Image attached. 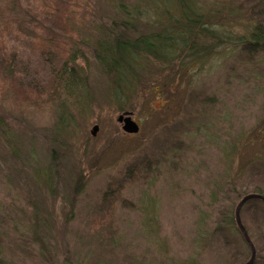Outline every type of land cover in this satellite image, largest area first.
<instances>
[{"label":"rangeland","instance_id":"rangeland-1","mask_svg":"<svg viewBox=\"0 0 264 264\" xmlns=\"http://www.w3.org/2000/svg\"><path fill=\"white\" fill-rule=\"evenodd\" d=\"M8 1L0 0V38L16 59L14 65L21 67L17 74L25 68L30 79L16 89L11 84L17 79L0 70V264L248 261L251 249L236 220L229 223L242 197L239 191L250 183L264 187V46L249 53L240 46L230 55L196 62L176 80L165 78L168 86L159 95L152 94L148 83L153 74L142 72L128 112L140 130L126 133L116 119L125 111L108 97V83L91 54L79 61L91 90L80 101L84 113L77 99L61 94L58 101L51 100L48 88L41 97L32 93L49 77L38 48L46 31L40 13L46 3L19 0L17 12L7 9ZM122 1L135 14L145 2ZM235 1L191 4L220 8L223 20H234L232 30H244L250 21L240 7L242 0ZM112 3L75 0L69 13L74 9V28L81 35L95 34L89 30L94 21L116 15ZM244 3L250 12L264 15V0ZM153 9L148 1L140 10L145 15ZM144 29L141 25L136 32L147 33ZM63 96L66 103L57 108ZM4 130L12 133L13 145ZM43 165L50 168L53 192L36 184L33 168ZM147 165L156 167L149 173ZM81 172L85 189L74 200ZM35 206L52 262L27 237L31 213L38 212ZM240 215L257 250L254 264H264V201H247Z\"/></svg>","mask_w":264,"mask_h":264},{"label":"trees","instance_id":"trees-1","mask_svg":"<svg viewBox=\"0 0 264 264\" xmlns=\"http://www.w3.org/2000/svg\"><path fill=\"white\" fill-rule=\"evenodd\" d=\"M112 1L114 2L112 4H115L116 15L111 13L106 16L107 19H102L99 22L94 21L91 24L93 30H89L94 31L95 34H88L89 37L81 35V30L74 28L72 21L74 9L72 15L69 13L75 0H45L47 5L45 4L40 13L46 23L42 30L46 31L39 41L38 48L42 53V59L49 67V77L39 81L40 86L32 93L35 95L38 93L41 97L43 93H47L45 90L48 88L51 100L57 98L58 101L61 94L67 98L77 99L79 112L84 113L86 109H83L80 101L83 100L84 95H89L83 94L84 91L88 89L87 91L90 93L91 90L87 83V73L79 61L87 60L88 55L91 54L99 72L108 83V97L120 105V111L131 112L133 101L137 95L134 82L141 77L142 72L146 73V70L150 71V75L153 74L148 82L152 94L159 95L163 94L164 88L168 86L166 84L168 81L165 78L176 80L184 75V70L187 71L194 67L196 62H205L223 54L230 55L233 49L240 46H244L248 53L258 51L261 45L264 46V15L260 16L262 13L256 11L250 12L245 8L244 0L240 1V7L243 8L246 18L250 22L245 25L248 28L237 31L232 30L233 19L230 22V19L223 20L221 18V14L224 12L221 11L222 9L203 10L201 5L193 6L192 0H145L137 14L127 9V4L122 0ZM138 1L140 2V0ZM148 1L154 4L155 9L151 14L145 12L144 15V11L140 9L146 6ZM7 5L9 8H6L10 10L20 6L19 0H10ZM75 5H78L77 2ZM17 12H19L18 9ZM145 17L146 21H144ZM8 20L10 25V19ZM2 21L4 22V20ZM141 25L147 28L144 29L148 30L147 33L136 32L141 30ZM253 46L257 49H253ZM143 61H147L144 63L146 68L141 70ZM15 62L13 54L4 48L0 38V70L17 79L11 85L19 89L22 82L27 81L26 84H28L30 74L25 68L17 74L16 69L21 67L14 65ZM152 76L157 77L153 78ZM157 83H159L158 86H155ZM30 86L32 87V85ZM116 91H118L117 95ZM59 103L57 108L66 103L64 96ZM58 117L60 120L62 119L59 113ZM3 134L7 137V141L13 145L12 133L4 130ZM14 152L17 155L15 149ZM51 158L53 161L56 160L54 153ZM154 167L156 166L149 167L147 165L145 171L150 173ZM139 171L140 169H138ZM33 173L37 185L48 187L50 192L54 191L52 184L54 182H52L49 166L35 167ZM84 177L83 172L78 176L77 185L73 191L74 200L85 189ZM232 183H235L233 178L229 184ZM248 187L239 191L238 196L241 194L244 196L250 192L264 194V187L261 185L250 183ZM232 189L235 191L236 186ZM111 192L113 191L110 189L105 196ZM35 208L38 212L31 213L33 221L26 228L27 237L38 248L40 256L50 260L48 254L51 249L47 238L42 235L40 230L39 215L41 211L37 206ZM234 216L235 212L230 215L231 224L226 219L227 217H223V221L226 222L224 225L227 226V222L229 225H235ZM216 228H220V225H217ZM0 261H4L1 255Z\"/></svg>","mask_w":264,"mask_h":264},{"label":"water","instance_id":"water-1","mask_svg":"<svg viewBox=\"0 0 264 264\" xmlns=\"http://www.w3.org/2000/svg\"><path fill=\"white\" fill-rule=\"evenodd\" d=\"M116 119L121 124L124 132L133 133V134L139 132L140 125L133 118L132 113H127V112L126 113H120ZM97 130H98V126H94L93 127V133H96ZM251 199H261L264 201V194L257 193V192L247 193L240 198V200L237 203V206L235 208V218H236L237 225H238L240 231L242 232L246 242L248 243V245L251 249L250 259L243 264H254V262L256 260V256H257L256 247H255L254 243L252 242V240L248 234L247 229L243 225V223L241 221V215H240V212H241L243 205Z\"/></svg>","mask_w":264,"mask_h":264}]
</instances>
